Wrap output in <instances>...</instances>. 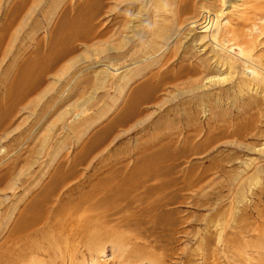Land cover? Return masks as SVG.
<instances>
[{"label":"rangeland","instance_id":"374dc122","mask_svg":"<svg viewBox=\"0 0 264 264\" xmlns=\"http://www.w3.org/2000/svg\"><path fill=\"white\" fill-rule=\"evenodd\" d=\"M263 20L264 0H0V264L36 239L21 264H264ZM44 193L97 220L89 249L16 227Z\"/></svg>","mask_w":264,"mask_h":264},{"label":"bare ground","instance_id":"6f19581e","mask_svg":"<svg viewBox=\"0 0 264 264\" xmlns=\"http://www.w3.org/2000/svg\"><path fill=\"white\" fill-rule=\"evenodd\" d=\"M264 21V20H263ZM262 21V22H263ZM82 22V21H81ZM189 22H196V19H193ZM188 22V23H189ZM81 23H79L80 25ZM72 26H76V24L74 23ZM78 28V27H77ZM72 30V29H71ZM77 30V29H76ZM73 31V30H72ZM163 31L162 28L160 26H157V30L155 32V37L159 38L162 37L163 35ZM165 32V31H164ZM165 34V33H164ZM210 81V80H209ZM74 190V189H73ZM69 194V193H68ZM51 196L49 193H44L41 195H38L34 198L33 202L30 203V205L25 209V211L22 213V216L17 220L16 222V227H20V226H24L27 227L29 225L33 224H37L38 222H40V227L41 226H45V227H52L53 225H55L58 229H64L66 230L64 227H66V224H75L73 227L72 233L75 234H79L82 235L84 241V245L87 246L86 244H88L87 248L89 249L91 243L93 242V236L91 235V233H89L88 231L90 230L89 228L91 227L92 224L96 223L97 220L95 221L94 217L88 212L83 211L82 214L80 213H76V209L75 207H71L70 203L71 200H69V196H67V203L63 205H61L60 202H58L57 200L54 202H49L51 203V205L49 206L50 210H47L46 208H43V202L47 201L48 197ZM75 204V203H73ZM46 210V214H44ZM56 211H62V214L60 216L56 215ZM86 215V217H85ZM94 215V214H93ZM98 217V216H97ZM43 219V220H42ZM101 221V220H100ZM99 222V221H98ZM97 224V223H96ZM99 224V223H98ZM67 225V226H69ZM36 227V226H35ZM70 227V226H69ZM25 229V228H24ZM47 229V228H46ZM46 229H42L41 231L37 232V229H34V234L37 235H41L42 238H44L43 236H46L44 239H49L50 244H54V240H62L61 239V234L58 235V233H53L52 232H47ZM71 229V228H69ZM19 230V229H18ZM21 230V229H20ZM54 231H57L54 229ZM101 231V230H100ZM58 232V231H57ZM46 235H45V234ZM94 234V233H93ZM27 237V235H26ZM106 237V235L104 236ZM41 238V239H42ZM64 238V237H63ZM46 239V240H47ZM26 240L23 238V242H25ZM31 241V240H30ZM66 241V240H65ZM64 241V242H65ZM67 242V241H66ZM68 243V242H67ZM58 244L56 243V247L55 249L60 251V247L57 246ZM93 245V244H92ZM64 246V245H63ZM38 247V239H36L35 241H31V244H27L26 247L24 249L21 248V250H16V248L14 249L12 246H10V257L9 259H7L6 256L5 260L7 259V264H17L20 263L24 257H25V252L29 253L31 252L32 248L34 250H36ZM65 247V246H64ZM39 249V248H38ZM72 249V248H71ZM73 251H71L72 253H75V251H77V249L75 247H73ZM42 250V249H41ZM40 251V250H38ZM43 251V250H42ZM59 253V252H58ZM65 253V252H63ZM60 255H63L61 252L59 253ZM1 256H3V253L1 254ZM71 256V255H70ZM74 256V254L72 255ZM33 258V257H32ZM71 260V259H70ZM71 262V261H70ZM76 262V261H75ZM2 263V262H1ZM5 263V264H6ZM51 263V262H50ZM21 264V263H20ZM36 264V263H35ZM41 264V263H40ZM55 264V263H54Z\"/></svg>","mask_w":264,"mask_h":264}]
</instances>
